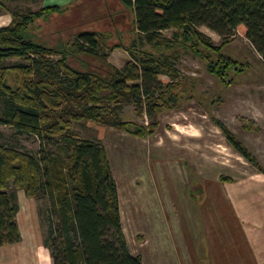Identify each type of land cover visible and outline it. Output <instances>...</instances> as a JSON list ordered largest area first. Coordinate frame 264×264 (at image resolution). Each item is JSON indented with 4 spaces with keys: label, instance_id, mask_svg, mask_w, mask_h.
Masks as SVG:
<instances>
[{
    "label": "trees",
    "instance_id": "obj_1",
    "mask_svg": "<svg viewBox=\"0 0 264 264\" xmlns=\"http://www.w3.org/2000/svg\"><path fill=\"white\" fill-rule=\"evenodd\" d=\"M117 1L120 12L105 0H94L84 9L74 7L75 21L54 31L52 44L47 34L38 33L36 23L65 14L73 3L14 13L11 22L0 27V89L7 97L0 122L18 134L35 136L40 144L35 154H27L0 143V247L22 239L16 191L34 199L42 192L51 216L44 244L53 264H143L127 246L103 143L77 137L71 122L151 136L158 116L179 107L175 84L179 74L162 53L174 44L205 60L207 71L228 85V73L237 66L222 52L229 38L242 35L264 62V0ZM102 22L112 29L100 32L97 24ZM200 27L217 34L222 44L215 45ZM170 29L177 31L176 43L157 42L159 34ZM112 38L119 41L108 46ZM144 40L154 44L155 52L139 50ZM115 49H124L131 59L121 69L109 63V53H102ZM12 59L28 62L14 67L26 76L16 91L5 84L1 67ZM72 59L82 69L73 67ZM125 100L133 103L138 117L149 119L147 127L121 118ZM212 121L233 149L264 174V166L242 142L222 122ZM11 183L15 189L9 192ZM195 191L201 202L203 188Z\"/></svg>",
    "mask_w": 264,
    "mask_h": 264
},
{
    "label": "crops",
    "instance_id": "obj_2",
    "mask_svg": "<svg viewBox=\"0 0 264 264\" xmlns=\"http://www.w3.org/2000/svg\"><path fill=\"white\" fill-rule=\"evenodd\" d=\"M72 1L40 0L39 7ZM191 115L187 128L175 123L169 130L158 121L147 138L98 124L94 137L84 138L100 140L106 150L129 252L143 264H264V174L233 149L208 114L202 120ZM241 116L259 131L214 117L264 166V121ZM192 183L203 187L199 203ZM16 194L22 239L0 247V264H53L35 199ZM26 200L28 225L22 222Z\"/></svg>",
    "mask_w": 264,
    "mask_h": 264
},
{
    "label": "rangeland",
    "instance_id": "obj_3",
    "mask_svg": "<svg viewBox=\"0 0 264 264\" xmlns=\"http://www.w3.org/2000/svg\"><path fill=\"white\" fill-rule=\"evenodd\" d=\"M92 1L94 0H73V4L69 7L70 11L65 14L59 16L58 14H53L49 21L39 20L35 25V27L39 28L38 33L44 36L47 34L52 44V41L57 37L53 34L54 31L65 28L63 26H70L75 21L72 13L73 8L79 7L84 9L85 6H90ZM105 1L109 5L111 4L113 10L116 12H118V10L119 12L121 11V7L117 0ZM39 2L40 0H0V25H8L14 13H24L28 12L30 9L32 11H39L42 9L39 7ZM130 20L126 21V24L122 26L123 31L127 25H129ZM103 23L104 22L97 24L100 32L105 33L106 30L112 29L110 25ZM199 30L209 36L215 45L219 46L222 44V40L217 34L209 31L205 27H200ZM176 33L177 31L175 29L162 31L159 34L157 42L163 44L176 43ZM65 34L68 36L69 32ZM53 35L55 37H53ZM118 41V39L112 38V40H108V46L114 43L116 44ZM125 45L128 46L127 43H125ZM153 45L154 44L147 43L144 40L139 50L143 52H155ZM222 52L237 63L236 69H232L228 73L227 81L229 85L228 83L221 82L216 76L211 75L207 71L206 61L192 54L185 48L174 44V47L162 49L163 57L177 69L179 74V81L175 83L177 84L176 93L178 95L179 107L165 110L163 115H159L157 118L158 121L162 122V126L165 129L170 130L172 127L171 125H175V123L179 125L175 126L176 128H187L186 123L189 120L190 114L200 120H202L201 115L203 114H208L211 120L212 118L217 119L214 117L215 115L217 117L226 115V117L228 116V119L230 118L229 120L234 123L235 128L244 127V129L251 130L255 129L258 124H256L255 121L249 120L247 118L248 116L241 115H253L256 119L264 121V62L261 57L256 53L249 41L239 33L226 41ZM102 53H109V63L120 69L131 60L124 49H115L112 51L102 50ZM54 58L58 59V57ZM19 63L28 64L25 59H12L4 61L1 65L2 68H5L4 82L12 91L20 90L23 79L26 78L23 72L14 70V67ZM70 64L77 69H82L79 62L73 61V59L70 61ZM239 69L242 71L237 72L236 70ZM160 78L164 81H168V79L163 76ZM6 99L7 97L2 95L0 89V118H2L4 114ZM121 107L120 116L124 121L145 127L148 126L149 119L145 116L138 117L132 102L125 100ZM92 129L100 130L101 127L99 128L97 124L88 121L71 122V132L77 137H94ZM258 131L259 129L253 130V132L256 133ZM0 143L6 148H9V150L22 151L27 154H35L40 148L38 138L28 134H18L11 129L10 125L3 124L2 122H0ZM198 186L199 184L192 183V188L196 187L197 189ZM14 189L11 183L10 189H8L9 192H12ZM19 191L20 190H17L16 193ZM35 203L36 211L38 212L37 216L40 219L45 238L48 237L50 228L51 216L49 213V201L45 194L38 192ZM22 209V222L25 223V225L32 223L28 217V215H30L29 201L26 200L23 202Z\"/></svg>",
    "mask_w": 264,
    "mask_h": 264
}]
</instances>
